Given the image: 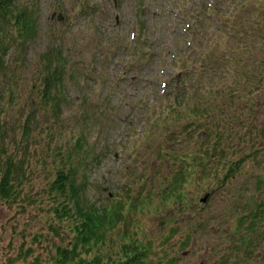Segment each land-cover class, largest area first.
Masks as SVG:
<instances>
[{
	"label": "rangeland",
	"instance_id": "1",
	"mask_svg": "<svg viewBox=\"0 0 264 264\" xmlns=\"http://www.w3.org/2000/svg\"><path fill=\"white\" fill-rule=\"evenodd\" d=\"M115 2L36 0L37 34L30 42H16L5 53L0 51L6 61L0 70V105L10 123L23 119L24 114L19 113L22 106L26 115L30 95L37 92L29 87L39 71V57L57 39L69 49L71 70L85 87L78 92L73 83L68 85L70 97L63 125L40 117V128L34 132L36 138L25 143L26 153L21 150L16 154L24 158L25 173L17 187L18 200L0 203V264H30L34 259L47 262L56 245H67L71 230L52 217L53 199L48 194L61 155L54 150L53 159L48 148L60 147L65 154L81 135L85 142H91V153L96 154L95 160H87L90 167L77 161V155L74 161L79 163L78 177L87 179L81 193L88 203L104 206L117 199L124 189L128 194V202L122 203L120 210L125 219L117 222L99 246L106 255L113 256L123 242L135 239L148 247L143 257L145 264H240L237 259L244 255L232 248L238 237L234 235L235 226L247 208L246 201L257 200L259 193L253 192L252 171L262 170L264 163L258 165L246 159L236 176L227 181L220 179L226 172L223 165L217 166L214 175L208 169L192 170L183 188L184 202L189 203L186 208L176 197L178 193L168 200L163 196L167 179L181 169L178 156L199 147L195 142L203 139L199 137V128L193 136H186L189 142L182 141V135L174 137L171 130L183 134V128L176 117H171L170 110L166 117L162 116L166 104L156 93L163 89L162 80L171 78L170 73L179 69L171 59L178 55L183 40L196 37L197 28L202 32L208 29L203 23L209 20L204 18L203 5L212 0ZM188 22L193 23L192 28L182 39ZM136 45L139 52L146 47L150 52L134 54ZM169 45L174 46L172 52L167 49ZM126 60L130 61V68L122 76ZM10 87L16 92L12 104L8 102ZM207 94L204 102L209 99H205ZM148 100L154 101L150 104L146 103ZM170 121L176 122L175 126L167 125ZM52 127L54 130H50ZM16 134L21 136L20 129H16ZM49 134L53 135L51 139ZM9 146L11 152L15 151L13 144ZM173 146L175 156L164 155ZM179 186L183 187H176ZM206 193L209 196L203 203L201 198ZM133 198V204L129 203ZM194 225L196 229L192 231ZM185 234L188 239L183 243L181 238ZM252 249L258 254L246 264H264V240Z\"/></svg>",
	"mask_w": 264,
	"mask_h": 264
},
{
	"label": "trees",
	"instance_id": "2",
	"mask_svg": "<svg viewBox=\"0 0 264 264\" xmlns=\"http://www.w3.org/2000/svg\"><path fill=\"white\" fill-rule=\"evenodd\" d=\"M35 2L0 0V51L5 53L16 42H30L37 34ZM203 6L206 12L204 18L209 19L208 23H203L208 25V29L202 32L197 28L198 35L193 39L190 36L189 45L184 42L185 49L181 48L171 60L180 67L177 72L170 73L171 78H166L164 85L168 90L156 93L163 97L166 104L162 116L166 117V112L170 110L171 117H176L175 120L183 128L184 135L177 129L175 132L171 130L174 137L182 135V141L189 142L186 136H193L199 128V137L203 139L195 142L200 148L194 146L195 149L187 155L178 156L181 169L167 179L163 189L166 200L172 199L173 193H178L176 197H180L179 202L185 208L189 203L184 202L183 188L192 170L202 172L208 169L214 175L217 166L223 165L226 172L220 179L227 181L236 176L246 159L258 165L264 163V0H212L210 5L204 3ZM138 46L134 47V54L148 55L149 48L139 52ZM70 56L61 39L55 40L42 52L39 71L29 87L37 92L30 95L26 115L23 106L19 110L20 114H24L23 119L10 123L0 105V203L18 200L17 187L23 181L25 171L24 158H18L16 154L21 150L26 153L25 143L36 138L34 132L40 128L39 118L52 119L54 124L63 125L62 118L69 104L67 97H70L68 85L73 83L78 92L85 90L79 84L77 74L71 70ZM129 60L124 61L122 76L129 72ZM5 63L0 55V70ZM12 87L8 94L11 104L16 94ZM204 94L209 95L205 97L209 98L205 102ZM2 95L0 91V99ZM172 122L167 125L175 126L176 122ZM16 129H20V137ZM50 130H54L53 127ZM9 143L15 146V151L9 150ZM75 143L65 154L61 153L60 147L48 148V155L53 159L55 154L61 155L53 180L49 183L48 194L53 199L50 204L52 217L68 225L72 235L67 245L55 246L50 261L34 259L30 264H145L143 257L147 255L148 247L135 239L123 242L113 256L99 249L108 232L120 219H125L120 210L122 203L128 202V194L124 189L117 199L104 206L88 203L81 193L87 179L85 176L78 177L79 163L74 161L77 155V161L84 167H90L87 160H95L96 154L91 153V142H85L82 135ZM54 150H57L55 154ZM199 150L205 154L202 155ZM174 151V146L170 147L164 155L173 158ZM252 173L255 178L253 192L259 195L254 203L246 201L247 208L237 219L234 231L238 237L232 248L244 255L242 259H237L240 264H246L252 256L255 257L258 253L252 248L264 240V166ZM178 185L183 187L177 188ZM135 198L129 203L133 204ZM187 237L188 234H185L181 241L184 243Z\"/></svg>",
	"mask_w": 264,
	"mask_h": 264
},
{
	"label": "water",
	"instance_id": "3",
	"mask_svg": "<svg viewBox=\"0 0 264 264\" xmlns=\"http://www.w3.org/2000/svg\"><path fill=\"white\" fill-rule=\"evenodd\" d=\"M59 16V18L61 19L62 18V15H60V14H58ZM207 197H208V194H205L202 198H201V200L202 201H205L206 199H207Z\"/></svg>",
	"mask_w": 264,
	"mask_h": 264
}]
</instances>
